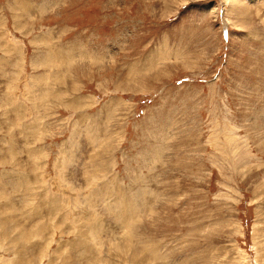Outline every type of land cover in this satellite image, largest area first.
<instances>
[{"label":"rangeland","instance_id":"374dc122","mask_svg":"<svg viewBox=\"0 0 264 264\" xmlns=\"http://www.w3.org/2000/svg\"><path fill=\"white\" fill-rule=\"evenodd\" d=\"M0 264H264V0H0Z\"/></svg>","mask_w":264,"mask_h":264}]
</instances>
